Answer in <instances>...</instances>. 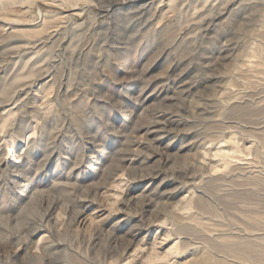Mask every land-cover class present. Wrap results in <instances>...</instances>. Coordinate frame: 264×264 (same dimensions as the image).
I'll return each instance as SVG.
<instances>
[{"label":"rangeland","instance_id":"374dc122","mask_svg":"<svg viewBox=\"0 0 264 264\" xmlns=\"http://www.w3.org/2000/svg\"><path fill=\"white\" fill-rule=\"evenodd\" d=\"M0 264H264V0H0Z\"/></svg>","mask_w":264,"mask_h":264}]
</instances>
